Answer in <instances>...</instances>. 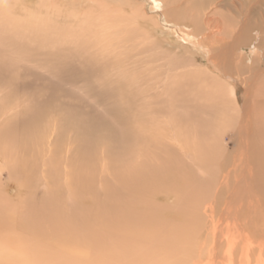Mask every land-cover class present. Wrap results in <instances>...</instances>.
<instances>
[{
  "label": "rangeland",
  "instance_id": "1",
  "mask_svg": "<svg viewBox=\"0 0 264 264\" xmlns=\"http://www.w3.org/2000/svg\"><path fill=\"white\" fill-rule=\"evenodd\" d=\"M173 2L195 14L210 1ZM0 7L13 21L0 37V264H152L194 244L211 264L206 249L239 221L253 247L264 240V142L231 138L201 49L132 0ZM251 166L255 193L239 194Z\"/></svg>",
  "mask_w": 264,
  "mask_h": 264
},
{
  "label": "bare ground",
  "instance_id": "2",
  "mask_svg": "<svg viewBox=\"0 0 264 264\" xmlns=\"http://www.w3.org/2000/svg\"><path fill=\"white\" fill-rule=\"evenodd\" d=\"M49 1L55 2L56 0ZM132 1L137 6L142 7L144 17L149 19L156 17L157 20L163 18L164 22L171 24L170 29L175 31L178 40L187 41L189 46L202 50L200 52L201 55H199L200 59H206L204 67L208 72L216 74V78L221 79V82L219 81L221 90L225 94L221 96L218 93L217 96L222 98V104L224 103L222 106L226 109V116L229 114L227 118H224V122L231 124L232 128L235 129V134L231 138H238L239 143L250 146L251 144L255 145L253 136L256 135L259 140L258 144L264 142V139L261 138V134L264 133L262 131V123H264V45H262L264 42V0H208L210 2L207 5L209 9L207 13L197 10L195 14L187 11L186 8L181 9L176 2H173L174 0H171L168 7H166L167 0H141L143 3L138 0ZM146 6L149 8V13L154 12L155 16L148 14L144 10ZM218 7L228 13L230 12V18L227 19L224 14H220L222 12L218 10ZM164 9L167 13L171 11L174 15L172 19L166 17ZM11 14L10 9L6 10V7H0V37L9 36L7 35L9 34L8 30L12 25L11 22H13L10 19ZM218 15L220 17H217ZM175 17L177 19L181 18L182 21H178ZM254 17H258L259 20H254ZM84 23L82 24L84 25ZM80 28L83 27L77 29L79 30ZM250 33H252L251 38ZM187 48V45H185L184 49L187 50ZM178 63L173 62L174 65ZM184 63L190 65L189 61ZM173 66L167 64V71H172ZM234 71L235 73L240 71L243 78L233 75ZM177 144L186 147L180 142H177ZM244 172L247 173V178L242 176L234 187H236L239 194L243 192L245 195H250L255 193V186L259 183L254 178L259 179L260 177L258 176L262 173L259 172L258 168L253 171V166L249 167V169L245 168ZM227 176L225 173L224 179ZM239 222H237L239 225L236 226L238 229L237 234L233 236L229 232L225 238H221L218 235L219 237L213 240L210 247L207 245L209 248L206 249L207 253L205 252V254L212 260L211 264H250L252 262L251 258L254 259L255 264H264V240H261V242L259 240V242L256 241L257 244L253 247L251 240L253 238H249V233L245 228L247 227L246 221ZM254 232V237H257L258 231L254 230ZM239 239H242L241 244H239L241 242ZM210 241L212 242L211 239ZM186 244L188 246V243ZM220 246L224 247V250L221 251L222 253L220 252ZM171 247L164 250V253L156 254V261L152 264H175L176 262L178 264H202L201 258L204 256V251L201 252V249L199 250L200 244L198 246L196 244L188 246L192 248L188 249L190 252L187 254L186 252L183 253L186 254L183 257H180L177 251L173 250L175 245Z\"/></svg>",
  "mask_w": 264,
  "mask_h": 264
}]
</instances>
